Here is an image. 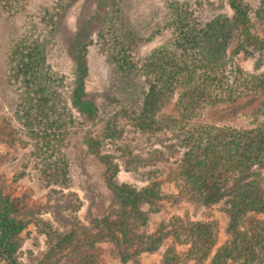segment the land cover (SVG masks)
<instances>
[{"label":"trees","instance_id":"obj_1","mask_svg":"<svg viewBox=\"0 0 264 264\" xmlns=\"http://www.w3.org/2000/svg\"><path fill=\"white\" fill-rule=\"evenodd\" d=\"M67 1L42 5L40 19L26 21L20 31L10 36L5 53V80L18 92L14 114L26 131L24 135L32 141L25 167L33 169L52 193L59 194L70 184L72 171L66 145L69 129L78 118L75 110L90 119L99 115V105L86 89L88 48L96 43L124 77L139 81L142 78L147 84L136 88L126 81L125 86H119L127 94L130 89L132 96L122 108L104 110L103 116L109 119L108 130L116 132L118 127L112 124L128 117L147 137H165L169 142L166 149L152 151L155 162L182 152L169 171L170 179L177 183L180 195L189 200L205 206L219 205L229 217L230 238L218 247L217 232L211 222L180 216L162 223L153 233L140 230L149 223L148 211L143 206L154 204L161 197V185L153 182L138 189L117 181L115 163L104 154L101 158L106 164L105 176L116 205L93 219L100 236L115 241L125 260L143 252H155L170 238L171 245L160 264H264V119L243 129L191 123L205 105L244 94L264 96V69L249 70L235 57H259V67L264 66V40L252 30L251 2L229 0L232 15L224 12L205 21L197 15L191 0H166L164 22L157 23L150 37L145 38L129 20L120 22L122 11L118 6L124 5V0H115L110 23L99 31L97 39L85 42L78 35L79 45L70 50L75 62L73 76L68 77L55 70L48 60ZM196 2L199 8L203 6L202 0ZM27 3L0 0V21L17 16ZM257 15L264 18V0ZM164 30L170 33L168 40L148 52L142 50L143 44ZM233 43L234 49L230 47ZM118 92L121 93L118 89L113 91L115 98L109 100L108 106L121 103ZM170 100L176 102L181 114L160 118V111ZM5 130L0 129V137L7 135L13 142L17 140L14 129ZM159 130L163 132L157 135ZM124 131H118L121 138ZM84 142L93 154L100 156L103 143L98 137L89 134ZM36 218V212L26 209L23 200L0 188L1 263L24 264L20 254L23 234L30 224H40ZM46 234L51 245L31 264H65L67 261L64 263L60 254L66 248L80 247L78 239L83 237L92 242L89 229L80 232L75 225L65 234L53 227ZM178 245L185 247L183 251ZM82 252L70 264H90L92 259Z\"/></svg>","mask_w":264,"mask_h":264},{"label":"rangeland","instance_id":"obj_2","mask_svg":"<svg viewBox=\"0 0 264 264\" xmlns=\"http://www.w3.org/2000/svg\"><path fill=\"white\" fill-rule=\"evenodd\" d=\"M27 1L26 8L20 14L0 21V129L5 128L6 132L14 129L13 134L18 137L14 142L11 136H2L5 140L0 137V188L6 194L23 200L26 209L36 212V221L40 223L30 224L24 232L21 261L24 264H31L43 255L51 245L46 234L51 227L65 234L71 230L72 225H75L80 232L89 229L92 242H86L84 237L78 239L80 247H68L60 254L64 263L67 261L66 263L70 264L76 258L79 259L82 256L80 252L83 251L88 259H92L90 264H160L163 253L171 245L172 239H166L164 245L155 252H143L125 260L115 241L104 238V235L100 236L102 233L99 234V228L94 227L93 219L105 215L116 205L115 195L107 184L106 164L101 158L103 154L115 163L117 181L132 184L138 189L153 182H159L161 185V197L154 204L146 203L143 206V209L148 211L149 223L147 226H141L140 230L153 233L162 223H168L175 216L183 217L185 220L200 219L215 226L218 236L216 246H223L230 238L227 232L228 215L219 205L205 206L180 195L177 183L169 177L171 167L181 158L182 152H178L169 160L155 162L152 159V151L156 148L166 149L169 142L165 137H147L130 123L128 117L119 118L114 125L112 124V127H118L116 132L108 130L109 119L103 116L104 110L111 108L115 111L122 108L128 102V97L132 96L130 89L127 94L126 91L120 90L119 86H125L126 81L132 86L136 85V88H140V84L142 87L147 84L142 78L139 81L136 78L124 77L118 67L99 51L96 43H92L88 48L89 76L86 79V89L89 97L95 99L99 105V115L90 119L75 110L78 118L69 129L66 145L72 171L70 184L61 193H52L49 187L42 185L38 180L33 169L25 167L32 141L25 136L26 131L14 114L18 92L16 87H11L5 80V53L9 47L10 36L20 31L26 21L39 20L42 5L50 6L56 3V0ZM165 1L124 0V5L118 6L122 11L120 22L129 20L135 30L142 32L145 38H148L155 30L156 24L164 22ZM191 1L197 7V15L205 21L224 12L233 14L229 0H202L203 6L200 8L196 0ZM249 1L253 6L252 30L257 38L264 40V18L257 15L261 0ZM114 2L115 0L67 1V6L59 19L57 35L48 54V60L55 70L68 77L73 76L75 62L70 50L79 45L76 43L78 35L80 34L81 40L85 42L92 38L97 39L99 31L108 26L110 15L116 8L113 6ZM169 38L170 33L164 30L143 44L142 50L148 52ZM230 47L234 49V43ZM235 57L249 70L264 69V66L259 67L261 61L258 55L257 59L252 56L246 57L244 54H236ZM116 89L121 91L118 92L121 103L110 107L109 100L115 98L113 91ZM263 100L264 96L261 94H244L223 99L218 103L205 105L193 116L191 123L250 128L264 119V110H261ZM179 114L181 109L174 100H170L162 108L159 116L173 117ZM122 128L125 131L121 138L118 131ZM163 130L157 131V135ZM89 134L98 137L103 143L100 156L93 154L85 144L84 138ZM125 143L130 145V149ZM73 199L74 202L71 204ZM184 248L178 245L180 251ZM0 264L4 263L0 262ZM186 264H194V262L190 261Z\"/></svg>","mask_w":264,"mask_h":264}]
</instances>
